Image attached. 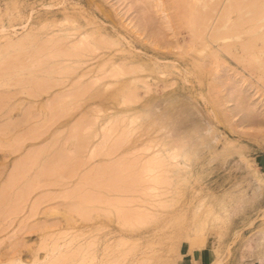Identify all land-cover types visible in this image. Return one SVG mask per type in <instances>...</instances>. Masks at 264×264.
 <instances>
[{"label":"rangeland","instance_id":"374dc122","mask_svg":"<svg viewBox=\"0 0 264 264\" xmlns=\"http://www.w3.org/2000/svg\"><path fill=\"white\" fill-rule=\"evenodd\" d=\"M238 1H242L244 4L250 0ZM238 1L237 3H240ZM260 1L262 3L260 4L263 5V0ZM169 2L171 1L164 0L167 7L166 12L171 17V22L168 23L163 13L156 11L157 7L153 6V0H0V29H2L0 46L5 42L3 35L9 34L15 37L20 32L29 29L41 34L43 31L52 33L68 26L70 32L78 29L79 32L77 30V33L74 32L79 34L81 31L97 30L98 26H103L113 34V38L121 40L125 49L132 45L128 50L141 56L138 57L139 59L137 57L134 59L151 70L150 73L148 70L146 73L145 71L141 73L142 76L151 75V77L141 78V80L147 81V87L150 89L148 92L146 91L147 93L143 92L145 90L141 82L138 87H142V90L136 86L138 89L135 87L133 90L135 92L131 91L132 94L129 95L118 93L117 84H110L103 89L102 81L107 79L104 77V79L97 80V83H93L92 77L90 76V78L88 73L87 76H82L79 80L94 84H91V90H98L102 87V94L99 93L101 90L98 91V94L92 90L94 94H75L76 96L73 94V97L69 96V92L65 95V92L71 91L70 82H65L63 86H59V84L52 87L53 83L48 84L47 77L46 82L42 81L41 78H44L45 75L40 74L41 71L34 72L38 77L42 75L41 84L42 82L46 83L51 88L45 85L49 88L48 91H46L47 89L44 92L40 91L39 95L40 92L37 91L40 90L41 86L39 85L40 87L35 89L38 95H34L33 98L31 94L27 95L30 93V90H27L37 85L31 86V80L28 81L29 79L26 78L33 65H30L26 60V56L31 53L28 51L30 49H26L29 52L26 51L27 54L24 56L26 59L20 56L24 62L27 61L26 65L29 66L26 68L30 67L24 70H29L27 73L25 72L26 74L22 72L27 76L24 74L21 76L22 79L26 78L29 85H24L25 81L21 84L31 87L26 90L25 87L24 89L18 84L21 82V78H19V82L17 78L20 76L15 73H19V71L12 72L13 76L12 73H9L12 79L14 77V81L17 79L18 85L14 82V86L11 87V80L8 85L9 89L5 87L6 84L1 86L2 89L6 88L3 90L10 93L6 94L4 91H0V93L2 92L0 95L7 98H0L3 101V106L0 104V123L6 122L0 124V191L3 184L6 186L8 183L11 184L6 175L13 168L16 169L13 165L18 164L20 160H25L28 152L36 154L35 156L33 153L31 154L32 158L28 163L19 162L27 164V168L23 164L25 170H22L21 167L20 173L18 172L19 164H15L19 167L13 171V176V172L11 173L12 179L15 180H12V184L15 183V186L8 185V195H12L8 196L7 192L5 193L7 187L5 191L3 188L5 194L0 195L3 199L2 203L0 202V264H6L5 254L20 256L25 264H32L28 261L32 254L38 257V261H48L49 258L57 254L67 256L70 253L73 255L67 256L68 259L63 256L67 259L64 261L67 263L72 261L75 264L78 256L81 255L79 254L77 259L75 256V261L73 260V256L77 251H80H76V246L78 244L86 245V243L89 246L87 247L95 252V256L88 259L89 254L87 253L93 251L89 252L90 250L87 248L89 251L86 250L87 255H85L88 258L85 260L90 261H86L89 263L85 264H190V261L195 262L201 250H210L214 257L212 264H250L255 259H264V49L262 48L261 53H256L257 58H253L252 62H250L251 60L245 62V59L238 57L241 59L239 60L236 57V54L239 53H235L233 56L231 54V56L229 54L222 56L216 62V64H220L219 71L216 73H214L216 69H213L215 63L210 66V68L213 67L212 70L209 69V66L207 67L209 72L206 69H198L191 64H186L184 60L189 55L185 54L183 47H186V42L189 40L186 35L190 34L189 28H186L188 25L183 23L184 19L182 21L180 17L176 18V12L179 9L176 8V4ZM213 2L216 12V8L219 10L218 6L220 2L223 3V0H214ZM257 2L253 1L254 5ZM223 4L225 5V3ZM260 4L256 6L258 11L261 10ZM215 5L217 6L215 7ZM224 5L223 7H225ZM211 6H208V11ZM241 6L240 11L242 10L241 14H243L244 7H248L249 4ZM250 6L247 8L248 11L246 9L245 16H248L250 10L252 11ZM223 7L221 4L220 9ZM254 9L257 11L255 7ZM214 11L211 9L210 13L214 14ZM217 12L220 15L221 10ZM238 14H240L239 11ZM63 16L68 19L72 18L70 23L73 22V24L69 26V23L63 20ZM130 19L135 23L134 30L137 26L143 31L140 36L131 34L129 31V25L132 23H128V25L127 22ZM247 19L249 18H246L244 22ZM74 23L76 24L74 25ZM248 23L249 21L247 25ZM61 24L64 27H61ZM184 24L186 25L184 26ZM115 29L121 31L125 40L121 39L123 37H119L121 35L114 34ZM246 35L247 33L245 36L243 33L241 37L244 36L245 39L249 36ZM137 36L139 37L137 38ZM241 37L240 39H242ZM153 41L154 43L158 41L159 45L165 46L166 49L165 47H162L164 50L155 48ZM210 48L212 47L210 46ZM210 48L208 47V49ZM6 49L8 51L10 48ZM3 51L0 50V52ZM12 51L7 54H11ZM123 51L115 53L117 55L129 54L126 50ZM4 52L3 54H5ZM14 52L16 54L12 55V60L19 57L16 56L17 53H22V51L17 52L16 50ZM4 56L9 57L10 55L5 54ZM4 56L5 61H3L7 64L15 62L16 68L24 66V63H21L20 66L17 61H6ZM0 58H2L1 53ZM16 59L18 62L20 61V59ZM0 61L2 64L4 63L1 59ZM98 61H101L99 57L87 59L82 64V68L97 69L98 63L96 62ZM9 64L6 65L8 68L11 67ZM3 65L5 66V64ZM47 68L49 69V66L45 69L47 70ZM162 68H164V73L161 75L158 71ZM31 69L33 70V68ZM0 70L3 71L2 68ZM12 70H18V68ZM9 71L7 70V72ZM212 71L214 75L213 73L211 75ZM155 72L160 75H156ZM34 74L32 72V77H37ZM218 74L221 75V80L216 78ZM5 76L8 77L7 74ZM51 77L54 78L55 74ZM10 78L6 79L10 80ZM29 78L31 79V77ZM53 78L52 81H55ZM49 80L51 81V78ZM37 81L34 80V82ZM86 83L84 85H88ZM45 86H43L44 89ZM83 86L81 88L87 87ZM78 90L73 91L77 93ZM79 95L80 97H78ZM124 95L132 96L133 99H130L135 103L131 102V106L129 103L125 104L127 106L124 108L125 105L122 104L124 101H119ZM65 96L67 97L65 98ZM54 100L58 105L63 104L60 105L61 107L65 105L62 107L63 110L58 108L59 114L62 112L61 116L58 112H56V116L55 114L51 116V113L57 110L55 106L52 112L49 111L52 109ZM128 100H125L126 103ZM240 100L244 104L243 110L231 114L228 110L234 109L236 106L239 107ZM44 101L50 103L47 104ZM31 102H34V105ZM145 102L149 107L146 106L144 109ZM50 104L51 106H49ZM11 106L14 108L12 109ZM131 107L135 108L130 109ZM123 108L130 110L126 112ZM29 111L30 113H28ZM129 111L132 113L130 114ZM250 111L251 116L242 121L243 113ZM8 115L9 117H7ZM132 115H135L133 121L130 118L133 117ZM11 120L13 123H7ZM30 123L32 125H29ZM75 125L76 128L73 129ZM70 127L78 133L79 139L85 136L86 141L83 138L85 142L82 140L80 145L81 140L77 141L78 145L73 137L76 132H73ZM34 128L37 129L36 138L33 136L36 135ZM31 129L34 130V134H31L34 138L30 135L29 138L26 134ZM69 131L70 133H68ZM20 134L24 136L22 137ZM121 134L123 140L119 142L120 139L117 138H121ZM75 136L77 137V134ZM116 142L118 143L117 147H115ZM74 143H77L76 146ZM146 144H150L148 148H146ZM171 146H174L175 149L171 148L170 151H177V154L173 153L174 158H167L172 154L166 151ZM22 157L25 158L21 159ZM149 158L151 160L155 158L156 163L161 159L160 165L158 163V166L155 165L153 168L152 160L151 163H148V166L151 164V168L150 166L148 169L145 167L149 171L143 170ZM28 159L26 158V160ZM4 162H6V166L2 165ZM174 163H178V165L175 166ZM116 170L117 172H115ZM6 180L8 183L5 182ZM63 182L67 183L68 187H65ZM107 182L108 185H113L107 188ZM126 182L128 183L125 184L127 187H119V189L115 186V184L125 186ZM112 186H115V189ZM11 189H14L15 192ZM67 192H70L69 195H66ZM4 195L6 198L14 199H11L9 205L6 203L8 206L11 204L13 209L11 206L7 207L8 209L1 208L4 206L2 204H5L3 202L10 200L8 198L4 201ZM12 201H14V205L11 203ZM79 206L88 208L89 213L92 214L91 220L87 221L91 227L83 228V230L80 225L84 221L80 219L82 221L80 222L75 212H69L70 214L66 212L68 207L80 210ZM84 207L82 209L86 211ZM4 211L6 212L4 213ZM121 211L126 212L128 217L132 215L128 222L133 226H129L128 223L123 225L124 228L127 226L126 231L124 228L120 230L122 228L119 227V224H124L127 218L124 214V217L119 219ZM120 221L123 223L121 224ZM23 223H29L28 232H25L24 228L22 229ZM118 230L123 232H117ZM122 235L126 237L127 242L124 244L125 247L121 246L125 250L127 249L126 245L129 247L128 254L122 250L123 248L121 249V246L116 250L125 251L124 253L120 252L123 256L117 251H111L115 248L111 244L114 243L117 246V242H119L117 238H122ZM21 238L23 241L25 240V245H22ZM68 241L71 242L68 243ZM11 242L16 246L10 247ZM109 246L111 248H108ZM61 260L62 258L59 261ZM64 261L63 264H67ZM72 262L71 264H73Z\"/></svg>","mask_w":264,"mask_h":264},{"label":"bare ground","instance_id":"6f19581e","mask_svg":"<svg viewBox=\"0 0 264 264\" xmlns=\"http://www.w3.org/2000/svg\"><path fill=\"white\" fill-rule=\"evenodd\" d=\"M172 3H175L174 5L176 6V8L178 9L177 10V12H176V18L177 19H179V17H180V19H182V21H183V19H184V21H186V22H184L183 21V23H186L188 26L186 27V28H189L188 30H189V32H190V34L188 33V34H186V35H188V42H186L187 43V45H186V47H183L184 49H183V51L185 52V54H188L189 56H188V58H186L184 61H185V63L186 64H191L192 66H194V67H196V68H203V69H206L208 72L210 71V70H212V68L213 67H211L210 68V66L212 65V63H215L216 64V62H217V60L220 58V57H222V56H225V55H235V53H239L238 55L236 54V57L238 58V57H240L241 59H245L244 61L246 62V60H247V62L249 61V60H251L250 62H252V59L253 58H257V54L256 53H258V52H260L261 53V50H262V48L264 49V0L262 1L263 2V5H261L262 3H261V1L259 2L258 0V2L257 1H255V0H252V2H251V0L248 2V1H246V0H243V1H246L244 4H243V2L242 1H238V0H223V3H225V5L222 3V2H220V5L219 4H217V5H219L218 6V8H219V10H221V13H220V15H219V12H217V11H219L217 8H216V12L214 11L215 10V8H214V5L212 4V2L214 1V0H209V1H207V0H170ZM215 1H220V0H215ZM222 1V0H221ZM237 1L238 2H240V3H237ZM253 1H254V3H256L257 2V4L256 5H254V3H253ZM171 2H169V3H171ZM209 2V3H208ZM214 4L216 3V2H213ZM218 3V2H217ZM242 3V4H241ZM250 3H252V4H250ZM261 3V4H260ZM153 6H155V7H157L156 8V11H159L160 13H163V15H164V17L166 18V22H171V17L168 15V13L166 12L167 11V7H166V5L164 4V0H153ZM221 4H222V7H223V5L225 6V7H223V9H224V11H223V9H220V6H221ZM249 4V6H250V9L252 8V11L250 10V12H248V16H245L244 15V13L246 12V9L249 7H244V5H248ZM258 4H260V11H258V7H256ZM212 5V6H211ZM217 5H215V7L217 6ZM238 5H239V7H238ZM241 5H243V6H241ZM252 5H253V7H252ZM208 6H211L210 7V11H211V9H212V11H214L215 13L213 14L212 12L210 13V11H208ZM240 6L241 7H244V9H243V11H245V12H243V14H241V11H240ZM254 7L257 9V11L254 9ZM103 8V7H102ZM214 8V9H213ZM104 9V8H103ZM254 9V10H253ZM249 9H247V11H248ZM262 10H263V12H262ZM103 11V10H102ZM238 11H239V13L240 14H238ZM108 12V11H107ZM109 13V15L110 16H112L111 14H110V12H108ZM247 13V12H246ZM245 13V14H246ZM249 13L251 14L250 16H249ZM107 14V13H106ZM116 14V13H115ZM212 14V15H211ZM238 14V15H237ZM65 15V14H64ZM108 15V16H109ZM219 15V16H218ZM242 17H241V16ZM67 16V15H66ZM107 16V15H106ZM218 16V17H217ZM244 17H246V18H249V19H247V21L246 22H244V20H246V18L244 19ZM63 20L66 22V23H69V26H70V24H73V22H71L70 23V21H71V19L72 18H70V19H68V17H64L63 16ZM241 18H243L244 20H242ZM73 20V19H72ZM122 20V19H121ZM76 21V19L74 20V22ZM177 21H179V20H177ZM243 21V22H242ZM249 21V23H248V25H247V22ZM79 22V21H78ZM91 22H93V21H91ZM116 22V21H115ZM114 22V23H115ZM64 23V22H63ZM124 23V22H123ZM130 23H132V24H129ZM183 23H182V25H183ZM76 23H74V25H75ZM77 24H79V23H77ZM81 24V23H80ZM83 24V23H82ZM116 24V23H115ZM127 24L130 26L129 27V31H131V34H134V35H139L140 36V34H142V32L143 31H141L140 29H139V27H137L136 26V29L134 30L133 28H135V23H133L132 22V20L130 19L129 20V22H127ZM186 24H184V26L186 25ZM243 24H245V25H243ZM68 25V24H67ZM67 25H65V26H67ZM117 25V24H116ZM115 25V26H116ZM127 25V26H128ZM181 25V24H180ZM125 26H126V22H125ZM146 26V25H145ZM60 27V26H59ZM61 27H64V26H62V24H61ZM96 27V26H95ZM109 27V26H108ZM185 28V27H184ZM75 29V28H74ZM73 29V30H74ZM80 29V28H79ZM81 29H82V27H81ZM97 29V28H96ZM113 29V28H112ZM144 29V28H143ZM1 30L2 29H0V32H1ZM4 30H6V28H4ZM48 30V29H47ZM77 31H78V29H76ZM76 30H74V31H76ZM9 31V30H8ZM12 31V30H11ZM38 31H39V29H38ZM74 31H71L70 32V27H66V28H63V29H59V30H57V31H53L52 33H48L47 31H43L41 34L40 33H38V32H35V31H32L31 29H29V30H24L23 32H20L19 34H17L15 37H12L11 35H3L2 37L5 39V42H3L4 43V45H3V43H2V46H0L1 48H0V50L1 51H7V49L6 48H10L11 50H13L12 51V53L11 54H7V53H10V49H8V51L7 52H4L6 55H10L11 56V58H10V56L7 58L6 56H4L5 54H3V52H0L1 53V55H2V58H0L2 61L4 60L5 61V59H3V56H4V58H6V61H17V64H20V66H21V63L23 64L24 63V66H22L21 68H23V69H21L19 66H17V68H18V70H15V69H17L15 66H16V64H15V62H11V63H13V64H9V65H11V67L9 66V68L7 67L8 66V64H7V62L5 63L4 61V63L3 64H5V66L1 63V61H0V65L2 66H0V69L2 68V70L4 71V73H2L1 72V70H0V87L1 86H4V84H6L5 85V87L6 88H8V85H9V81H11L12 80V84H11V87L12 86H14V82H16L17 81V79H18V81H19V78H21L20 80H21V82L20 83H18V84H20L21 86H23V88L25 87L24 85L25 84H28L29 85V82L28 81H30L31 80V82H30V85L32 86V85H36V86H33V88L31 87V86H28V87H31L30 89H28L27 90V86L25 87L26 88V90L27 91H29L30 93H28L27 91V95H29V94H31V97H33L34 95H36L38 92L37 91H41V92H44L46 89V91H48V89L49 88H47L49 85H46V83H44L43 84V82H46L45 81V79L47 80V78H48V84H50L51 85V83H53L52 84V87L53 86H55V85H59V86H63L64 84H65V82H67V83H69L70 84V88H71V91L70 90H66L67 92H65V95L66 94H68V92H69V96L71 97V95H72V97H73V94L75 95H78V94H86V93H88V94H94V93H92V90H91V84H89V83H86V82H88V81H86L85 83L86 84H88V85H84L85 83L83 82V80L82 81H80L79 79H81V77L82 76H87L88 75V73L90 74V75H88L92 80H93V83H97L96 81L97 80H99V79H104V77H105V79H107V80H105V81H102V86H103V89L104 88H106V87H108L110 84L112 85V84H117L118 85V93H120V92H122L121 94H123V93H126L127 95H129V94H132V92H135V91H133V90H135V87L137 86L138 87V85L140 86V82L141 83H143V86H144V90L145 91H143L144 93L147 91L148 92V90H150V89H148L149 87H147L148 85H147V81H143V79L141 80V78L142 77H145L146 75H144V76H142L141 75V73L142 72H144L145 71V73H146V70H148V72L149 71H151L150 69H148V67L146 66V65H144L143 63H141V62H139L138 63V61H136V59H134L135 57H139L140 55H138V54H135V53H133L131 50H128L130 47L128 46V49H125L123 46H122V43H121V40H119V39H115V38H113V34H111L110 33V31L107 29V28H105V27H103V26H98V29L97 30H91L90 29V31H81L79 34H75V32ZM77 31H76V33H77ZM132 31H133V33H132ZM79 32V31H78ZM115 33L114 34H117V35H121V31L120 30H118V29H115V31H114ZM244 33V36H245V34L247 33V35L246 36H248V37H246L245 39L243 38L244 36H242L241 37V34H243ZM12 34V33H11ZM259 34V35H258ZM13 35V34H12ZM39 35V36H38ZM116 36V35H115ZM124 35H121V36H119V37H123ZM127 36V35H126ZM139 36H137V38L139 37ZM38 37H40L38 40L37 39H35V38H38ZM240 37L242 38V39H244V40H242V39H240ZM128 38V37H127ZM260 38V39H259ZM121 39H123V40H125L124 39V37L123 38H121ZM144 41H145V39H143ZM154 40V39H153ZM178 40V39H177ZM233 40V41H232ZM234 40H236V41H234ZM126 42H127V40H126ZM230 42V43H229ZM263 42V44H261ZM125 43V42H124ZM128 43H130V42H128ZM148 43H149V41H148ZM153 44L156 46H154V45H152L151 44V46H153V47H155V48H162L161 47V44L159 45V43H158V41H156L155 43H154V41H153ZM5 45H7V46H5ZM119 46V47H117V48H114L113 46ZM125 45H126V43H125ZM168 45V44H167ZM169 45H170V43H169ZM185 45V44H184ZM262 45H263V47H262ZM5 46V47H4ZM174 46V45H173ZM175 46H176V44H175ZM179 46V45H178ZM183 46V45H182ZM210 46L212 47V48H210ZM165 47V46H164ZM163 47V48H164ZM208 47L210 48V49H208ZM2 48H5V49H3L2 50ZM162 48V49H163ZM172 48V47H171ZM26 49H30V50H28V51H30L31 53L30 54H28L27 56L25 55V54H27V50ZM165 49H166V47H165ZM170 49V48H169ZM207 49H208V51H207ZM10 50V51H9ZM17 51V52H21L22 51V53H17V55L16 56H19V57H15V59L16 58H18V59H20V61L22 60L21 58H20V56H22V58H24V56H26V58H24V59H26V60H28V63H30V65H32V67L31 68H33V70L30 68V67H28V68H26L27 66H29V65H26V64H28L27 63V61H19L18 62V60L16 59H14V57H13V59L14 60H12V55H14L15 56V52L14 51ZM121 50H122V52H124L123 50H126V52H128L129 54L127 55V54H119V55H117V53H115V52H121ZM164 50V49H163ZM182 50V49H181ZM25 51V52H24ZM27 51V52H26ZM99 51V52H98ZM182 51V52H183ZM170 52V51H169ZM29 53V52H28ZM19 54V55H18ZM23 54V55H22ZM259 54V53H258ZM230 55V56H231ZM97 57H99V59L101 60L100 62L98 61V62H96V63H98V68H99V70H100V68H101V70L99 71L98 70V68L97 69H86V67H85V69L84 68H82V64L84 63V62H86L87 61V59H92V58H97ZM141 57V56H140ZM190 57V58H189ZM157 58V57H156ZM8 59V60H7ZM139 59V58H138ZM239 59V58H238ZM241 59H239V60H241ZM95 60V59H94ZM135 60V61H134ZM96 61V60H95ZM94 61V62H95ZM222 61V60H221ZM244 62V63H245ZM150 63H153V62H151L150 61ZM160 63V62H159ZM219 63V62H218ZM107 64H109V65H107ZM155 64V63H154ZM157 64V63H156ZM213 64V66H214V70L216 69V71L214 72V73H216V72H218L219 71V66H220V64ZM12 65H14V66H12ZM47 65V66H46ZM94 65V64H93ZM106 65V66H105ZM165 65H166V63H165ZM264 65V64H263ZM49 66V69L47 68V70L45 69L46 67H48ZM95 66V65H94ZM93 66V67H94ZM157 66V65H156ZM209 66V69H207V67ZM215 66H217V67H215ZM245 66H247V65H245ZM260 66V65H259ZM89 67V66H88ZM92 67V68H93ZM153 67V66H152ZM163 67H164V65H163ZM169 67V66H168ZM170 67H172V66H170ZM6 68H8V69H6ZM30 68V70L31 71H24V70H26V69H29ZM103 68V69H102ZM161 68V67H160ZM165 68V67H164ZM164 68H162L161 70H159L158 72L162 75V73H164ZM254 69H255V67H253ZM259 68V67H258ZM261 68V67H260ZM259 68V69H260ZM12 69H14L15 71H13ZM78 69H80V70H78ZM165 69H167V68H165ZM176 69V68H175ZM254 69H252V70H254ZM7 70L9 71V70H12L11 72L9 71V72H7ZM23 70V71H22ZM35 70V71H34ZM98 70V71H97ZM180 70V69H179ZM213 70V71H214ZM251 70V71H252ZM262 70V69H261ZM17 71H19V73H21V75H19V73L17 72ZM21 71V72H20ZM41 71V72H40ZM186 71V70H185ZM213 71L211 72V75H212V73H213ZM12 72H17V73H15L16 75L18 74V76H20V77H18L15 81H14V77H13V79H12V76H13V73ZM22 72H28L27 73V75H25L24 73V75L25 76H27L26 78L27 79H29L28 81H26L25 79L26 78H24V79H22V77L21 76H23V74H22ZM31 72V73H30ZM32 72H33V74H34V72H40V74L42 73V75H45V77L43 78L42 77V75H41V77L39 76L38 77V75H37V73H36V75H37V77H32L33 75H31L32 74ZM99 72V73H98ZM156 73L155 72V74L156 75H158L159 73ZM8 75V77H6L5 75L6 74ZM9 73H12V76H10L9 75ZM150 73V72H149ZM152 73H154V72H152ZM151 73V74H152ZM171 73V72H170ZM214 73H213V75H214ZM3 74H5V75H3ZM14 74V75H15ZM54 74H55V77L53 78V77H51V76H54ZM159 74V75H160ZM166 74V73H165ZM180 74V73H179ZM35 75V74H34ZM35 75V76H36ZM141 75V76H140ZM183 75V74H182ZM49 76V77H48ZM148 76V75H147ZM146 76V77H147ZM150 77H151V75H149ZM148 76V77H149ZM3 77V78H2ZM4 77H5V79L7 78H9V77H11L10 78V80H7V82H5L6 80L4 79ZM16 77V76H15ZM29 77H31V79L29 78ZM47 77V78H46ZM218 77V79H222L221 78V75H219L218 74V76H216V78ZM226 77V76H225ZM36 79V81L39 79V81H40V84H38L39 83V81H37V82H34V80ZM38 78V79H37ZM40 78L42 79V84H41V80H40ZM51 78V81L49 80ZM52 78L53 79H55V81L53 80L52 81ZM75 78V79H74ZM227 78V77H226ZM145 79V78H144ZM153 79V78H152ZM23 80V81H22ZM72 80V81H71ZM73 80H74V82H75V84L73 85ZM25 81V83H23ZM50 81V82H49ZM27 82V83H26ZM34 82V83H33ZM89 82H90V79H89ZM11 83V82H10ZM21 83H23V84H21ZM33 83V84H32ZM57 83V84H56ZM80 83H82V85H80ZM15 84H17V82L15 83ZM17 84V85H18ZM41 87H40V86ZM47 87H46V86ZM87 86V87H84V86ZM92 85H94V84H92ZM223 85V84H222ZM38 86V87H37ZM43 86H45V89H44V87ZM84 87V88H81V87ZM5 87H3V89H6ZM10 87V86H9ZM40 87V88H39ZM50 88H51V86H49ZM80 87V88H79ZM89 87V88H88ZM136 87V88H137ZM24 88V89H25ZM37 88H39L40 90H37ZM43 88V89H42ZM60 88V87H59ZM65 88V87H64ZM73 88H75L76 90H78V92L76 93V91L74 92L73 90H75V89H73ZM96 88V87H95ZM138 88H140V87H138ZM137 88V89H138ZM142 88V87H141ZM140 88V89H141ZM2 89V87L0 88V91H4L6 94H8V93H10V92H6L5 90H3ZM9 89V88H8ZM34 89V90H33ZM37 91H36V90ZM136 89V90H137ZM147 89V90H146ZM43 90V91H42ZM101 90V91H100ZM142 90V89H141ZM222 90V89H221ZM34 91H35V94H34ZM64 91H65V89H64ZM95 91V93L97 92V94H98V91H100L99 93L100 94H102L101 92H103V90H102V87L100 88V89H94L93 90V92ZM115 91V90H114ZM125 91V92H124ZM132 91V92H131ZM32 92H33V94H32ZM37 92V93H36ZM41 92L39 93V95L41 94ZM71 92H72V94H71ZM74 92V93H73ZM116 92H117V90H116ZM138 92V91H137ZM146 92V93H147ZM2 93V92H1ZM0 93V94H1ZM12 93H13V91H12ZM61 93V92H60ZM60 93H58V94H60ZM63 93V92H62ZM61 93V94H62ZM115 93V92H114ZM144 93H142V94H144ZM14 94V93H13ZM125 94V95H126ZM137 94V93H136ZM242 94V93H241ZM3 95V94H2ZM38 95V94H37ZM36 95V96H37ZM75 95V96H76ZM124 95V97H122L121 98V100H119L120 102L121 101H124V103L122 102V104H127L128 105V103L130 104L131 102H134L135 103V101H131V99L130 98H132V96L131 97H129V96H125ZM35 96V97H36ZM61 96H63V95H61ZM60 96V97H61ZM4 97V96H3ZM1 95H0V98L2 99L3 98ZM55 97H56V95H55ZM59 97V98H60ZM64 97V96H63ZM67 96H65V98H66ZM78 97H80V95L78 96ZM129 97V98H128ZM4 98H6V97H4ZM34 98V97H33ZM53 98V97H52ZM57 98V97H56ZM58 98V99H59ZM64 98V99H65ZM76 98V97H75ZM126 98H128V99H126ZM0 99V100H1ZM7 99V98H6ZM58 99H56V100H58ZM62 99V98H61ZM123 99H125L126 101L128 100V102L126 103V101L125 100H123ZM133 99V98H132ZM56 100H54V103L53 104H55V105H53L52 104V109H49V111L51 110V112H52V110L54 109L53 107H55L56 106V108H57V110L55 111V112H52L51 113V116H54L53 114H55V116H56V112H58V114H59V109H62V107H65V105L64 106H60V105H63V104H60V105H58L57 103H56ZM135 100V99H134ZM62 101V100H61ZM0 102H2V103H0L1 104V106H3L2 104H3V101L1 100ZM45 102V101H44ZM58 102V101H57ZM59 102H60V100H59ZM58 102V103H59ZM80 102V101H79ZM32 104L34 103V102H31ZM45 103H47V104H49L48 102H45ZM61 103V102H60ZM142 103V102H141ZM6 104V103H5ZM46 104V105H47ZM34 105V104H33ZM45 105V106H46ZM70 105V104H69ZM127 105H125L124 106V108L127 106ZM135 105V104H134ZM0 106V107H1ZM32 106V105H31ZM49 106H51V104L49 105ZM61 108H60V107ZM73 106V105H72ZM77 106V105H76ZM130 106H131V104H130ZM129 106V107H130ZM143 106H145L144 107V109L146 108V106H147V108L149 107L148 105H147V102H145V105H143ZM12 107V106H11ZM7 108H9V107H7ZM14 107H12V109H13ZM26 108H27V106H26ZM26 108H24V109H26ZM50 108V107H49ZM55 108V109H56ZM59 108V109H58ZM123 108V109H124ZM135 107H131L130 109H134ZM143 108V107H142ZM243 108H244V104L242 103V100H240V106L239 107H235L234 109H232V108H230V110H228L231 114H234V113H236V111H242L243 110ZM10 109V108H9ZM67 109V108H66ZM73 109H74V107H73ZM122 109V110H123ZM130 109H124L126 112L128 111V110H130ZM8 110V109H7ZM11 110V109H10ZM63 110V109H62ZM121 110V111H122ZM47 111H48V109H47ZM139 111V110H138ZM148 111V110H147ZM5 112V111H4ZM10 112V111H9ZM25 112V111H24ZM124 112V111H123ZM22 113V112H21ZM28 113H30V111L28 112ZM28 113H24V114H28ZM32 113V112H31ZM61 114H62V112H60ZM65 113V112H64ZM71 113V112H70ZM129 113H130V111H129ZM132 113V112H131ZM130 113V114H131ZM144 113H145V111H144ZM6 114V113H5ZM4 114V115H5ZM61 114H59L60 116H61ZM66 114V113H65ZM64 114V115H65ZM124 114V113H123ZM127 114V113H126ZM32 115V114H31ZM38 115V114H37ZM47 115L48 116H50L49 115V113H47ZM59 115H57V116H59ZM67 115V114H66ZM2 116V115H1ZM45 116V115H44ZM124 116V115H123ZM133 117L135 116V115H132ZM251 116V111L250 112H246V113H243V115H242V117H241V120L242 121H245V120H247L249 117ZM7 117H9V115L7 116ZM11 117V116H10ZM24 117V116H23ZM31 117V116H30ZM43 117V116H42ZM125 117V116H124ZM127 117V116H126ZM133 117H130V118H132L131 120L133 121L134 119H135V117L133 118ZM21 119H22V117H20ZM52 118V117H51ZM54 118V117H53ZM14 119V118H13ZM30 119H32V117L30 118ZM49 119H50V117H49ZM56 119H57V117H56ZM109 119V118H108ZM153 119H155V118H153ZM8 120V119H7ZM10 120V119H9ZM28 120H29V118H28ZM20 121V120H19ZM54 121V120H53ZM56 121V120H55ZM54 121V122H55ZM109 121V120H108ZM127 121V120H126ZM13 123V120H11V121H8L7 123ZM53 122V123H54ZM155 122V121H154ZM3 123H6V122H2V124ZM23 123V122H22ZM110 123V122H109ZM111 123H112V121H111ZM128 123V122H127ZM152 123V122H151ZM1 124V123H0ZM1 124V125H2ZM15 124V123H14ZM78 124V123H77ZM76 124V125H77ZM80 124V123H79ZM78 124V125H79ZM9 125V124H8ZM7 125V126H8ZM17 125V124H16ZM29 125H32L31 123L29 124ZM36 125V124H35ZM76 125L74 126V128L73 129H75L76 128ZM151 125V124H150ZM6 126V125H5ZM6 126V127H7ZM40 126H42V125H40ZM147 126H148V124H147ZM29 127V126H28ZM27 127V128H28ZM39 127V126H38ZM48 127V126H47ZM73 127V126H72ZM72 127H70V129L72 130ZM126 127H127V125H126ZM26 128V127H25ZM26 128V129H27ZM42 128V127H41ZM29 129V128H28ZM146 129V128H145ZM34 130H35V128H34ZM33 130V131H34ZM77 130V129H76ZM126 130V129H125ZM31 131H32V129H31ZM30 130H29V133H27L26 131V134L28 135V137H29V135H30V137H32V138H34L35 136L37 137V134H36V132H37V129L35 130V134L36 135H33L34 134V132L32 131L31 132ZM73 131V130H72ZM128 131V130H127ZM130 131V130H129ZM128 131V132H129ZM146 131V130H145ZM155 131H158V130H155ZM31 132V133H30ZM73 132H76V131H73ZM72 132V134H74ZM23 133V132H22ZM33 133V134H32ZM68 133H70V131L68 132ZM156 133V132H155ZM34 136H32V135ZM38 134H40L39 132H38ZM77 134V137L79 136L78 135V133L76 132L74 135H73V137L75 138V140L74 141H80L81 140V142H79L80 143V145H81V143L84 141V139H85V136L83 137L81 134V136L84 138H82V139H79V137L77 138L75 135ZM123 134V133H122ZM121 134V138L119 137V138H117L118 140H119V142L120 141H122L123 139H122V137H123V135ZM20 135H22V134H20ZM70 135V134H69ZM24 135H22V137H23ZM26 136V135H25ZM29 137V138H30ZM35 137V138H36ZM71 137H72V135H71ZM172 137V136H171ZM77 139V140H76ZM79 139V140H78ZM150 139V138H149ZM28 140V139H27ZM31 140V139H30ZM83 140V141H82ZM118 140H117V142H118ZM150 140H152V139H150ZM85 141H86V139H85ZM84 141V142H85ZM54 142V141H53ZM77 142V143H78ZM115 143V147H117L118 146V143ZM76 143V144H77ZM79 143H78V145H79ZM75 144V143H74ZM76 144L74 145V146H76ZM170 144V143H169ZM53 145H54V143H53ZM147 145V144H146ZM148 145H150V144H148ZM148 145H147V147L146 148H148ZM167 145H168V143H167ZM175 146V145H174ZM168 147L169 148V150H166L167 152H169V154L170 153H172L170 156L168 155L167 156V158L169 157H172V158H174L172 155H174L173 153H176L177 154V151L176 152H174V150L173 151H170L171 150V148L173 149H175V147ZM45 147V146H44ZM47 147L49 148V144L47 145ZM46 147V148H47ZM52 147V146H51ZM150 147V146H149ZM43 148V147H42ZM167 148V147H166ZM40 149V148H39ZM39 151H41V149L39 150ZM33 152H31L30 154H29V152L27 153V155L29 156H25L28 160H26V158L25 157H22L21 159H23V158H25V160H23L25 163H28L29 162V160L32 158V157H30V156H32L31 154H32ZM34 154V156H35V154L36 153H33ZM175 154V155H176ZM40 155V154H39ZM38 156V155H37ZM154 156V155H153ZM155 157V156H154ZM38 158V157H37ZM151 158H152V155H151ZM166 158V159H167ZM33 159H34V157H33ZM150 159V158H149ZM148 159V162H146V164H147V166H146V164H145V166H144V168H143V170H147L148 169V167L152 164V167L154 168V166L156 165V166H158L157 164L159 163V161L161 160H159V161H157V163H156V160H154V159H152L155 163L153 164V161L150 159L149 160ZM36 160V159H35ZM22 160H20L19 162H21ZM22 161V162H23ZM122 161V160H121ZM150 161V162H149ZM151 161H152V163H151ZM18 162V164H19V167H17L15 164H17V163H15L14 165H13V167H15L16 169H12L11 171H9L7 174L8 175H6V178L8 179V181L10 180L11 181V186L9 185V183L7 182V180L5 181V182H7L8 183V185L10 186V187H13V186H15L14 184H12L13 183V181H15V180H13L12 179V176L14 175V172L13 171H16L18 168V172L21 170V167H22V170H25V168H27V164H22V163H19ZM161 162V161H160ZM148 163H151V164H149V166H148ZM17 164V165H18ZM22 166H21V165ZM2 165L3 166H6L7 164H6V162H4V163H2ZM124 165V164H123ZM159 165H160V163H159ZM174 165L175 166H177L178 165V163L177 164H175L174 163ZM25 168H24V167ZM186 166V165H185ZM147 169H146V168ZM174 167V166H173ZM172 167V168H173ZM150 168H151V166H150ZM176 168V167H175ZM175 168H173V169H175ZM113 171V170H112ZM147 171H149V170H147ZM13 172V173H12ZM18 172H17V174H18ZM115 172H117V170L115 171ZM11 173H12V176H11ZM20 173V172H19ZM21 173H22V171H21ZM111 173V172H110ZM10 174V175H9ZM15 174H16V172H15ZM161 174H163V173H161ZM11 177V179H10V177ZM18 176H19V174H18ZM60 176V175H59ZM113 176H115V175H113ZM139 176V175H138ZM9 177V178H8ZM15 177H17V176H15ZM14 177V178H15ZM58 177V176H57ZM116 177V176H115ZM161 177V176H160ZM162 177H164L163 175H162ZM161 177V178H162ZM118 178V177H117ZM16 179V178H15ZM57 179H59V178H57ZM13 180V181H12ZM111 181V180H110ZM110 181H109V184H110ZM117 181V180H116ZM115 181V183H117ZM120 181V180H119ZM4 182V183H5ZM29 182H30V180H29ZM28 182V183H29ZM67 182V181H66ZM114 182V181H113ZM121 182V181H120ZM123 182V181H122ZM31 183V182H30ZM64 183L65 182H63V185H64ZM68 183V182H67ZM67 183H65V187L67 186ZM114 183V184H115ZM130 183V182H129ZM121 184V183H120ZM125 184H128L127 182L126 183H124V185ZM4 186H3V188H4V191L6 190L5 188L7 187L8 189H7V191H5V193L7 192V195H8V190H9V186L7 185H5V184H3ZM29 185V184H28ZM105 185H106V183H105ZM111 185H113V184H111ZM111 185H108V182H107V188H110L111 187ZM117 185L118 184H115V186H116V188H124V187H127L126 185L125 186H123V185H118V187H117ZM26 186V185H25ZM79 186V185H78ZM115 186H112V188L114 187V189H115ZM122 186V187H121ZM68 187V186H67ZM3 188H2V190L0 191V195H2L3 196V194H5L4 192H3ZM22 188V187H21ZM26 188H27V186H26ZM25 188V189H26ZM119 188V189H120ZM15 189V188H14ZM14 189H11L12 191L14 190ZM23 189V188H22ZM73 189V188H72ZM75 189H77V188H75ZM74 190V189H73ZM11 192V191H10ZM14 192H15V190H14ZM22 192V191H21ZM69 193L70 192H67L66 193V195L68 194L69 195ZM72 193V192H71ZM73 193H75V192H73ZM72 193V194H73ZM19 194H22V193H20L19 192ZM72 194H71V196H72ZM12 194H10V195H8V196H11ZM15 195V194H14ZM13 195V196H14ZM17 195V194H16ZM2 196L0 197V202L2 203ZM7 196V197H8ZM19 196V195H18ZM22 196V195H21ZM20 196V197H21ZM65 196V195H64ZM4 201H5V199H7L8 200V198H6V196L4 195ZM18 198V197H17ZM73 198V197H72ZM10 200H8V202L6 201V202H3V203H8V205H9V202L11 201V199L12 198H9ZM73 199H75V198H73ZM12 200H14V199H12ZM19 201V200H18ZM73 201V200H72ZM16 202H17V200H16ZM71 202V201H70ZM74 202V201H73ZM1 203H0V206H1ZM13 205H14V201H12L11 202ZM75 203V202H74ZM5 204H2V205H4V206H2L1 208H7V207H10L11 206V204H10V206H8L7 204L5 205ZM73 204V203H72ZM82 204H83V202H82ZM66 205V204H65ZM71 205V204H70ZM73 206H74V204H73ZM77 206V204L75 205V207ZM82 206V205H81ZM17 207V206H16ZM63 207V206H62ZM74 207V209H73V207L72 208H69L68 207V209L66 208V212H75L76 214V216L78 215V217L77 218H79V220L80 219H82L84 222H83V224L81 223V230H83V228L84 229H86V228H88V227H91V224H88V222L87 221H89V220H91V216H92V214H90L89 212V209L87 210L84 206V208L86 209V211L84 210L83 211V207L82 208H80V206H79V209L81 210H78V208H75ZM123 208V207H122ZM8 209V208H7ZM11 209H13V206H11ZM29 209V208H28ZM35 209V208H34ZM3 210V209H2ZM10 210V209H9ZM119 210H123V209H119ZM31 211V210H30ZM88 211V212H87ZM6 211H4V213H5ZM36 212V211H35ZM84 212V213H83ZM86 212V213H85ZM11 213V212H10ZM68 213H65L66 215L68 214ZM69 213V214H70ZM72 213V214H73ZM123 213V214H122ZM126 213V212H125ZM124 213V211L122 212L121 211V213L119 214L120 216H119V219L122 217H124L123 215L125 214ZM2 214V213H1ZM9 214V213H8ZM68 214V215H69ZM71 214V215H72ZM90 214V215H89ZM6 215H7V213H6ZM32 215V214H31ZM31 215H30V217H31ZM98 215V214H97ZM96 215V216H97ZM134 215V214H133ZM1 216V215H0ZM3 216H5V215H3ZM94 216V215H93ZM96 216H95V218H96ZM132 216V215H131ZM131 216L130 217H128V215L127 214H125V218H126V220H125V218H124V220H125V223L124 224H122L123 223V221H120L121 222V224L122 225H120L119 224V227L120 228H122V229H120V230H123V228H124V226L123 225H127V223L129 224V222H128V219L129 218H131ZM69 217V216H68ZM73 217H75V216H73ZM81 217V218H80ZM98 217V216H97ZM138 217H139V215H138ZM71 218V217H70ZM28 219V218H27ZM92 219H93V217H92ZM138 219V218H137ZM3 220H4V218H3ZM122 220V219H121ZM137 222H138V220H136ZM80 222H82L81 220H80ZM116 222H117V220H116ZM120 222H118V223H120ZM24 224V223H23ZM7 226V225H6ZM29 223L28 224H24V225H21V227H22V229L24 228V231L25 232H28V230H29ZM45 226V225H44ZM123 226V227H122ZM129 226H133V225H131V224H129ZM1 228V227H0ZM125 228H127V226H125ZM124 228V231H126V229ZM131 228V227H130ZM3 229V228H2ZM90 229V228H89ZM92 229V228H91ZM120 230H118L117 232H123V231H120ZM1 231V230H0ZM127 231H129L128 229H127ZM84 233V232H83ZM83 233H81V234H83ZM124 233H126V232H124ZM128 233V232H127ZM119 234V233H118ZM105 236H106V234H104ZM103 235V236H104ZM95 236V235H94ZM121 237V236H120ZM73 238H75V237H73ZM118 239V241L119 242H117V246H115L114 245V243L113 244H111V245H113V247H115V248H113V249H111V251H117L116 249L117 248H119L121 245L123 246L126 242H127V239H126V237L125 236H123L122 235V238H117ZM121 239V240H120ZM21 240L23 241V238H21ZM21 240H20V242H21ZM16 241V240H15ZM13 242V241H12ZM11 242V244H9V245H11L10 247H14V246H16V244L15 245H13V243ZM19 242V243H20ZM71 241H68V243H70ZM26 244V242H25V240L22 242V245H25ZM21 245V244H20ZM88 245H87V243H86V245H84V244H78L77 246H76V251L77 250H80L79 252L77 251V253H76V251H75V253H76V255H74L73 256V260L75 261V256H76V259L78 260H76L79 264H85V263H89V262H86V261H90V260H85V258H88V259H90V258H94V256H95V252L91 249H89L88 247H87ZM106 246H108V243H106ZM121 246V249L123 248V247H125V245L122 247ZM54 247H56V245H54ZM53 247V248H54ZM58 247V246H57ZM87 248L90 250H87ZM108 248H111L110 246L108 247ZM126 250H125V248H123L122 250H125L126 252H127V250L129 249V247L126 245ZM132 248V247H131ZM120 249V248H119ZM132 249H134V248H132ZM131 249V250H132ZM89 251V252H91V251H93V252H91V253H87V251ZM120 251V250H118L117 252L118 253H120V252H122V253H124L125 251ZM106 251V250H105ZM130 251V250H129ZM11 252H13V251H11ZM89 254L88 255V257L86 256L87 254ZM134 252V251H133ZM122 253H120V254H122ZM57 254V253H56ZM73 255V253H70V255ZM79 254H81L80 256H78ZM86 254V255H85ZM91 254V255H90ZM126 254V253H125ZM127 254H128V252H127ZM61 255V256H60ZM60 255H56V256H52L51 258H49V260L48 261H38L39 259H37L38 257H36V255L35 254H32V257L31 258H29L28 259V261H29V263L31 262L32 264H63V261L64 260H66L67 261V259H68V257H70V255L69 254H67V256L66 255H62V254H60ZM117 255V254H116ZM63 256H66L67 257V259H65ZM78 256V257H77ZM122 256H123V254H122ZM121 256V257H122ZM45 257V256H44ZM62 258V260L61 261H59L61 258ZM72 257V256H71ZM126 257V256H125ZM60 258V259H59ZM5 263L6 264H25V262H23L22 261V259L20 258V256H15V255H9V254H5ZM114 259V258H113ZM116 259V258H115ZM125 260V259H124ZM59 261V263H57ZM66 261H64V262H66ZM75 261V264L77 263ZM81 263H80V262ZM69 263H67V264H71V262L70 261H68ZM73 263V262H72ZM113 263V262H112ZM65 264V263H64ZM74 264V263H73Z\"/></svg>","mask_w":264,"mask_h":264},{"label":"crops","instance_id":"0c3cea01","mask_svg":"<svg viewBox=\"0 0 264 264\" xmlns=\"http://www.w3.org/2000/svg\"><path fill=\"white\" fill-rule=\"evenodd\" d=\"M213 258L210 250H201L196 257L195 262L192 263V261H190V264H212ZM250 264H264V259H255L250 262Z\"/></svg>","mask_w":264,"mask_h":264}]
</instances>
